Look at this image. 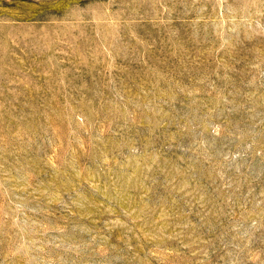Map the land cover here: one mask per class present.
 Instances as JSON below:
<instances>
[{"label":"rangeland","instance_id":"374dc122","mask_svg":"<svg viewBox=\"0 0 264 264\" xmlns=\"http://www.w3.org/2000/svg\"><path fill=\"white\" fill-rule=\"evenodd\" d=\"M0 264H264V0H0Z\"/></svg>","mask_w":264,"mask_h":264}]
</instances>
